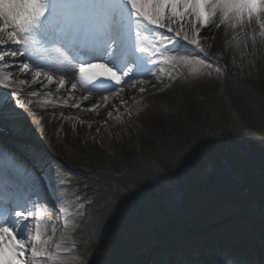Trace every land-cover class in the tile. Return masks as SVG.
Masks as SVG:
<instances>
[{
  "label": "rangeland",
  "instance_id": "374dc122",
  "mask_svg": "<svg viewBox=\"0 0 264 264\" xmlns=\"http://www.w3.org/2000/svg\"><path fill=\"white\" fill-rule=\"evenodd\" d=\"M183 27L189 30L192 24L185 22ZM262 31L254 17L236 27L213 26L211 22L203 29L202 44L224 68H216L215 61L206 58L219 69L218 84L212 96L208 95L212 106L209 134L197 122L201 119L194 105L200 103L186 88L191 84L203 93V69L194 72L187 66H161L164 73L156 85L137 91L130 97L135 99L130 106H125L128 100L119 104L89 131L97 144L92 147L81 142L68 144L50 123L38 130L29 127L27 111L40 115L38 103L44 107L53 104L48 89L32 96L26 107L17 105L14 120L2 119L26 139L25 147L46 152L60 164L56 175L66 185L59 194L60 202L67 206L86 203L90 216L91 207L96 206L94 223L98 206L103 208L97 217L100 222L110 207V190H115L116 199L126 207L124 214L112 210L113 216L104 218L108 226L103 229L105 236L116 228L122 229L120 235L109 240L99 236L95 255L69 256L55 264H158L177 249L194 253L207 264L220 254L236 252L260 264L264 254V96L236 77L250 80L252 74L263 75ZM188 53L192 52L185 48L179 52ZM88 101L93 104L97 97L90 96ZM74 102L80 105L78 110L84 106L80 99ZM188 109L191 128L182 117ZM136 125L139 131H133ZM206 155L213 157L212 165L203 162ZM89 163L90 169H98L94 177L84 169ZM212 167H216L213 172ZM183 169L184 174L176 179ZM245 187H251L254 195ZM89 198L92 201L87 203ZM49 225L47 221L42 235L49 256L56 255L57 249L69 248L67 243L76 242H68L75 235L81 236L84 245L90 234L69 226L64 236L55 237ZM102 250L103 254L99 253ZM48 261L42 259V264H51Z\"/></svg>",
  "mask_w": 264,
  "mask_h": 264
},
{
  "label": "snow or ice",
  "instance_id": "6c2138e0",
  "mask_svg": "<svg viewBox=\"0 0 264 264\" xmlns=\"http://www.w3.org/2000/svg\"><path fill=\"white\" fill-rule=\"evenodd\" d=\"M217 16L232 27L254 17L264 30V0H0V88L10 90L0 92V119L14 120L16 106H27L20 90L27 81L15 77L13 69L33 85L69 91L79 86L89 93L83 100L98 93L107 101L105 93H115L146 73L155 75L154 67L212 68L206 58L179 52L189 45L204 53L196 25L207 26ZM185 22L192 28L185 30ZM5 173L20 175L13 158L0 152V180ZM39 190V184L31 186L11 206L8 197H0V264H40L49 256L48 242L42 239V222L48 217L30 199ZM158 264L207 262L177 249ZM232 264L255 261L236 252Z\"/></svg>",
  "mask_w": 264,
  "mask_h": 264
},
{
  "label": "bare ground",
  "instance_id": "6f19581e",
  "mask_svg": "<svg viewBox=\"0 0 264 264\" xmlns=\"http://www.w3.org/2000/svg\"><path fill=\"white\" fill-rule=\"evenodd\" d=\"M245 22L247 23L248 21L245 20ZM212 24L213 26L222 25V27L227 25L220 22L219 16H217L212 21ZM159 31L162 32L161 30ZM11 71H13V75L15 77H19L27 81L22 89H20L23 93L21 99H23L26 104H31V102L33 101V97L29 95V93L31 92H37L39 93V95H41L43 94L45 89H48V91H51L52 95V97H49L54 98L53 104L51 106L47 105L46 107H44L42 105H39L38 103L36 109L43 111L39 112L40 115H37V113H35V115L30 114L32 113L31 111L26 112V115L28 116L27 122L31 120L30 123H28L29 127L38 130L39 128L45 127L48 125V123H50L53 125L57 136L64 137L67 140L68 144L71 145L74 142H81L85 146L89 147L91 145H97L95 143L96 140L94 136L90 137V135H88L89 131H92L93 127L97 126L98 123H101L103 120H105L104 117L107 118L109 115L113 114L112 109L118 107L119 104L124 103L128 100L129 102H126L125 106H130L131 100L134 99V97L130 99L133 94L137 93V91H139L140 89L153 87L161 78V75L159 73H155V75H149L146 73L144 74L143 80L141 79V77H139V79L131 80L127 83V86L123 87L121 90L115 93H105V95L108 96L107 101H103L101 99V96H99V98L97 96V101L91 104L88 100H83L85 94L83 92L77 91V89L72 91L57 90L55 86H42L39 84L33 85L31 83L30 77L20 76L18 71L14 69ZM54 75H58V73H54ZM1 91L3 92L10 90L0 88V92ZM69 94L72 95V99H69ZM76 99H80V101L84 103V106L79 110L78 108L72 106L75 103L74 101ZM94 104L95 110H93ZM0 144L2 145L4 151L13 158L18 169H20L21 166L31 165V159L35 156L31 155L32 151L26 148L23 143L20 144L18 141L12 139L11 137L5 136L4 134L0 133ZM19 171L20 175L18 176L5 173L3 179L0 181L5 182L3 186H5L6 192L10 194L16 192L23 197V193L28 192L29 188L36 185V183L34 182V180L28 181L29 183H25L24 174H22V170ZM37 194H39V191L34 192L32 195L34 196ZM217 262H219V264H227L225 258L221 257L219 259H214L213 263L217 264ZM40 264H42V260Z\"/></svg>",
  "mask_w": 264,
  "mask_h": 264
},
{
  "label": "trees",
  "instance_id": "16d2710c",
  "mask_svg": "<svg viewBox=\"0 0 264 264\" xmlns=\"http://www.w3.org/2000/svg\"><path fill=\"white\" fill-rule=\"evenodd\" d=\"M246 76L248 77V75H246ZM249 81L259 91L261 96H264V73H263V75H261V78H259L255 74H252ZM201 85H202V87H203V89H204V91L208 97V95L212 96V94L214 93L215 87L217 86V81L215 79L210 80L208 78V79H205L204 81H202ZM208 89H209V91H208ZM203 101L204 100H202L201 102L198 101V103H200V104H196L194 106H195L197 118L201 119L200 121L198 120L197 122H200L202 124L203 131L208 132V134H209V133H211V130L207 125L209 124V118L211 116L212 106H211V102H209V100L206 102H203ZM261 111L264 112V108H261ZM263 133H264V131H263ZM227 150H229V149H227ZM212 168H211V172L216 170V167H212ZM96 244H97V241L93 240V241H91L90 247L95 246Z\"/></svg>",
  "mask_w": 264,
  "mask_h": 264
}]
</instances>
